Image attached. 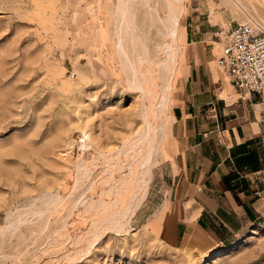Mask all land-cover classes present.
Masks as SVG:
<instances>
[{
    "label": "rangeland",
    "instance_id": "1",
    "mask_svg": "<svg viewBox=\"0 0 264 264\" xmlns=\"http://www.w3.org/2000/svg\"><path fill=\"white\" fill-rule=\"evenodd\" d=\"M185 1L187 12L179 19L170 102L158 118L162 130L159 151L153 157L156 164L151 168L146 198L130 222L131 229L122 234L105 231L104 236L91 239L92 244L88 242L91 245L87 250L73 254L63 249L36 263L37 259L32 260L47 250L49 242L52 244V232L59 229L67 210L58 211L46 230L35 217L32 219L31 211L40 207L47 193L69 180L81 156L74 136L86 131L91 138L99 139L104 150L121 147L142 128L139 96L128 89L117 60L109 56L111 26L107 28L104 21V6L112 5L114 0H0V264H264V224L253 228L234 246L196 252L165 243L159 220L153 215L165 175L162 163L168 159L173 90L187 70L190 57L191 42L184 34L187 14L193 15L199 9L222 30L247 20L264 28V0H238L242 10L223 6L220 0ZM213 16L220 19L214 20ZM157 39L151 30V48ZM253 98L261 104L264 117V98ZM73 139L76 142L70 147ZM100 173L98 170L95 176ZM65 186L63 191L68 188ZM84 189L74 191L73 197ZM152 193L156 201L150 204ZM21 215L28 221L18 219ZM16 219L27 224L17 225ZM10 224L20 227L12 228ZM7 225L11 229L2 233ZM38 225L43 229L41 233ZM213 251L219 254L209 261Z\"/></svg>",
    "mask_w": 264,
    "mask_h": 264
},
{
    "label": "crops",
    "instance_id": "2",
    "mask_svg": "<svg viewBox=\"0 0 264 264\" xmlns=\"http://www.w3.org/2000/svg\"><path fill=\"white\" fill-rule=\"evenodd\" d=\"M186 19L188 68L173 90L161 198L152 193L149 203L158 204L165 243L207 252L264 224V117L255 96L233 87L216 63L220 25L199 9Z\"/></svg>",
    "mask_w": 264,
    "mask_h": 264
},
{
    "label": "bare ground",
    "instance_id": "3",
    "mask_svg": "<svg viewBox=\"0 0 264 264\" xmlns=\"http://www.w3.org/2000/svg\"><path fill=\"white\" fill-rule=\"evenodd\" d=\"M220 4L232 10H242V4L238 0H220ZM104 8L107 13L104 21L107 28L111 26L109 35L107 34L111 43L109 56L117 60L128 89L139 96L138 111L142 128L117 149L104 150L99 139L91 138L86 131L74 136L77 137V142L74 139L69 141L70 147L76 142L81 156L78 157L72 174H68L69 180L64 182L68 188L63 191L66 187L64 185L44 194L38 210L35 211L33 207L34 210L31 211L32 219L35 217L37 223L45 229L58 211L67 210L59 229L52 232V244L48 241L49 247H45L47 250L44 249L43 253L41 249L42 253H37L40 254L39 259L35 256L32 260L37 259L36 263H40L45 255L50 257V253L56 254L63 249L66 252L73 251V254L87 250L93 243L90 240L104 236L102 234L105 231L117 234L129 231L133 216L146 198L152 176L151 168L156 164H153V157L159 151V135L162 130L158 118L166 112L169 104L171 77L178 54L179 19L184 12V0H114L112 5H105ZM151 30L155 31L158 38L152 48L148 43ZM105 31L102 28L104 40ZM98 170L101 173L96 177ZM83 187V192H75L77 195L74 198L73 192ZM27 214L31 217L29 212ZM21 217L23 215L18 219L21 220ZM24 217L22 219H26ZM36 220L33 223L36 224ZM27 221L23 224L26 225ZM18 222L17 225H23ZM8 227L1 229V232L11 229ZM38 229L40 233V230L43 231L39 225ZM89 241L91 244L88 245ZM218 254L217 251L211 252L208 260Z\"/></svg>",
    "mask_w": 264,
    "mask_h": 264
},
{
    "label": "built area",
    "instance_id": "4",
    "mask_svg": "<svg viewBox=\"0 0 264 264\" xmlns=\"http://www.w3.org/2000/svg\"><path fill=\"white\" fill-rule=\"evenodd\" d=\"M224 40L216 63L228 82L253 96L264 98V29L254 20L231 29H219ZM218 134L217 130L208 135Z\"/></svg>",
    "mask_w": 264,
    "mask_h": 264
}]
</instances>
